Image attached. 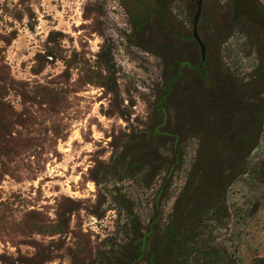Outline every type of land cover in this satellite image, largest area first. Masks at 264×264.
<instances>
[{"label":"rangeland","instance_id":"374dc122","mask_svg":"<svg viewBox=\"0 0 264 264\" xmlns=\"http://www.w3.org/2000/svg\"><path fill=\"white\" fill-rule=\"evenodd\" d=\"M168 1L192 31L189 0ZM233 2L202 15L209 76L243 89L251 131L168 87L172 51L121 0H0V264H150L182 237V264H264V33ZM185 202L200 215L171 233Z\"/></svg>","mask_w":264,"mask_h":264},{"label":"flooded vegetation","instance_id":"af4514ba","mask_svg":"<svg viewBox=\"0 0 264 264\" xmlns=\"http://www.w3.org/2000/svg\"><path fill=\"white\" fill-rule=\"evenodd\" d=\"M199 1H201V12L197 22L195 23V17L199 10ZM121 2L129 12L138 29L143 28L149 22L155 20L157 30L159 31L157 33V42L159 46L165 44V47L167 46V49L172 51V59L176 63V72L169 79L168 87H170L172 81L173 86L176 84V82H184L186 87L189 88L191 92L194 93L193 90L195 89V91H197L203 98H208V96H210V100L217 102H219L217 99L220 98V106H222L221 108L224 109L225 115L223 122H221V125H219L220 131L221 129L225 128H236V126L239 131H251L253 128H255V124H253L251 128H241L242 126L240 127V123L232 120V116H235L234 111L238 110L237 107H241L243 111L242 116L245 118H251V123L256 122L257 117H260L257 113L255 115L253 107L247 108V105H243L240 101H238L237 97L242 96L243 89L239 87L234 81L223 78L219 79L218 77L214 76L210 78L209 76L210 73H213L211 72L212 61H214L217 55L214 54V51L210 48L208 37L205 34L207 31V25L202 16L206 10L208 0H189L187 2L186 8L189 9L194 7L196 9L193 15L192 31L187 30V26L185 24L181 25L178 23L177 19L172 17L168 0H156L155 7L149 10V12L147 8L138 0L137 6L135 7V13H133L122 0ZM234 2L232 7L233 19H247L246 16H235ZM248 21L251 22L250 20ZM255 25L259 27L264 33V30L259 25ZM196 30L197 35L204 44V51L199 38L195 34ZM253 40L255 42L257 39L253 37ZM193 45H195L194 52L191 50V46ZM179 50L186 51V53H183L184 56L180 55L179 59L176 60L177 54L180 53ZM174 54H176V56ZM161 132V127L158 125L156 134Z\"/></svg>","mask_w":264,"mask_h":264},{"label":"water","instance_id":"95a60500","mask_svg":"<svg viewBox=\"0 0 264 264\" xmlns=\"http://www.w3.org/2000/svg\"><path fill=\"white\" fill-rule=\"evenodd\" d=\"M122 1L133 13H135V7L137 6L138 0H122ZM139 1L147 8L148 12L149 10L154 8L156 4V0H139ZM200 12H201V1H199V10L195 17L196 20L195 23L197 22ZM234 12L236 17L246 16L248 20L259 25L264 30V8L259 3V0H235ZM195 34L199 38V36L197 35V30ZM200 43L204 51V44L201 40Z\"/></svg>","mask_w":264,"mask_h":264},{"label":"trees","instance_id":"16d2710c","mask_svg":"<svg viewBox=\"0 0 264 264\" xmlns=\"http://www.w3.org/2000/svg\"><path fill=\"white\" fill-rule=\"evenodd\" d=\"M153 133H155V134L157 133V126L153 128ZM161 191H162V189H161ZM183 205H185L186 207H185L184 211H182L181 214L177 215V217L175 218V222H176L175 225L176 226L169 227V232H171V233L175 232V231L177 233L178 231H182L183 230V223L186 222V220H185L186 216H191L192 218L195 219L196 216L200 215V213H198V210L192 209L190 204H188L187 202L183 203ZM183 242H184V239L182 237L179 241H177V246L176 245H175V247H174V245L171 246V248L174 247L173 250H171V251L168 250L167 253H165V257L162 256L163 258L161 257L162 254H159V255H157V254L155 255L154 254L156 263H154L152 261L150 264H170V263L171 264H182L183 261H182V259H180V256H182V254L184 252V244H183ZM175 248L178 250L179 254L177 255V257H176V259L174 261L170 262L171 259H172V255L174 253L173 251L175 250ZM213 252L214 251H212L211 254ZM138 254L133 256L131 259H129L125 264H139L138 261L140 259V254L139 255ZM154 255H153V257H154Z\"/></svg>","mask_w":264,"mask_h":264}]
</instances>
